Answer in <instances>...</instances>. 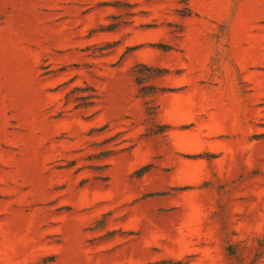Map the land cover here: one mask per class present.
<instances>
[{"label": "rangeland", "instance_id": "rangeland-1", "mask_svg": "<svg viewBox=\"0 0 264 264\" xmlns=\"http://www.w3.org/2000/svg\"><path fill=\"white\" fill-rule=\"evenodd\" d=\"M0 264H264V0H0Z\"/></svg>", "mask_w": 264, "mask_h": 264}, {"label": "trees", "instance_id": "trees-1", "mask_svg": "<svg viewBox=\"0 0 264 264\" xmlns=\"http://www.w3.org/2000/svg\"><path fill=\"white\" fill-rule=\"evenodd\" d=\"M86 105H88V104H86Z\"/></svg>", "mask_w": 264, "mask_h": 264}]
</instances>
